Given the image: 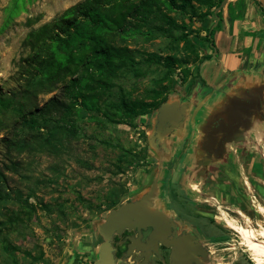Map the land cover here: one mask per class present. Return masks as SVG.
Returning <instances> with one entry per match:
<instances>
[{"label":"rangeland","instance_id":"1","mask_svg":"<svg viewBox=\"0 0 264 264\" xmlns=\"http://www.w3.org/2000/svg\"><path fill=\"white\" fill-rule=\"evenodd\" d=\"M80 1L0 0V264H93L101 241L97 225L110 209L144 193L157 173L158 201H166L168 187L182 185L180 196L187 195L189 208L196 209L197 216L213 227L214 238L223 239L228 247L223 251L224 262L264 264V259L258 262L264 247L252 246L257 237L251 241L236 227L258 229V234L264 228V210L259 209H264V129H252L245 143L250 153L231 144L229 158L214 166L202 183V175H190L185 166L188 155L200 153L205 133L201 123L208 113L199 103L207 89L197 77V65L182 62L181 67H173L169 81L160 82L166 56H191L177 39L180 32L189 34L200 55L208 46L202 39L205 28L214 27L213 58L226 45L221 31L232 33V21L244 14L248 1L262 13L259 6L253 0H229L230 9L227 3L214 25L212 15L202 20L195 17L206 10L204 0H188L182 8L177 0L168 13L184 26L172 28L169 35L138 36L129 44L143 73L116 78L110 98L143 96L169 85L166 102L189 106L193 101L195 106L185 109L176 128L152 139L157 109L131 123H110L80 111L71 114L72 130L59 120L61 105L39 113L51 99L60 103L66 99L61 84L49 91L28 86L29 49L23 39L31 28ZM37 15L38 20L28 22ZM258 26L261 37L264 24ZM254 146L260 149L257 155H253ZM208 195L216 196L218 204L214 199L204 202ZM212 200L215 205L210 204ZM259 236L260 245L264 234ZM3 237L15 248L5 250ZM215 246L211 243V248Z\"/></svg>","mask_w":264,"mask_h":264},{"label":"trees","instance_id":"2","mask_svg":"<svg viewBox=\"0 0 264 264\" xmlns=\"http://www.w3.org/2000/svg\"><path fill=\"white\" fill-rule=\"evenodd\" d=\"M204 1L206 10L196 13L195 17L199 20L207 15L214 16V19L216 15L221 17L222 9L214 12L221 0ZM253 1L264 14L259 2ZM187 2L180 0L178 6L185 7ZM175 5L177 0H82L28 30L23 39V45L29 49L26 59L28 86L49 91L61 84V93L66 99L61 103L58 99H51L49 106L39 113L44 114V110L61 105L59 120L71 125L72 130L71 114L80 111L110 123H131L148 110L157 109L166 101L164 92L169 85L150 89L143 96L120 95L117 99L110 96L116 78L125 73L135 77L143 73L134 48L129 46L135 38H151L156 33L169 35L172 28L184 26L168 13ZM229 6L228 3V9ZM39 17L37 15L28 22ZM242 17L241 13L236 18ZM228 18L232 20L229 13ZM213 31L214 27L205 28L202 39L208 42L211 52L200 55L198 45L189 34L180 32L177 39L183 42L184 50L191 56H166L160 82L169 81L173 67H181L182 62L196 63L198 68L204 60L212 58L215 49ZM259 233L263 234V231L259 229ZM3 240L5 250L15 248L6 237Z\"/></svg>","mask_w":264,"mask_h":264},{"label":"flooded vegetation","instance_id":"3","mask_svg":"<svg viewBox=\"0 0 264 264\" xmlns=\"http://www.w3.org/2000/svg\"><path fill=\"white\" fill-rule=\"evenodd\" d=\"M220 118L227 123L238 125L237 128L242 131V135L239 132L233 136V138H238V142L235 144L240 145L241 150L250 153L245 143L249 140L252 131L240 128L242 124L237 119L231 121L225 115L218 116V119ZM216 128H219L217 119L209 125L207 130L211 131ZM206 136V133L201 134L200 153L198 155H188L190 157L186 158L188 161L185 164L186 171L190 175H202L200 176L202 183L207 180L210 172L215 168L214 166L220 162H225L231 154L229 151L231 144L225 143L223 140L225 138L224 133L218 135L215 139L213 150L217 149L216 144L221 141L220 151L217 150L215 153L217 155H213L208 151L209 143L208 136ZM207 143L208 147L206 146ZM180 188H182V185L168 187L166 201H158L157 191L153 205L149 207V209L158 213L155 224H133L132 226H125L120 232L112 234L110 244L114 264H170L172 259L176 258L180 249L186 253L185 264H229V262L223 261L225 257L223 251L228 248L223 246V239L214 238L213 227L209 226L206 220L204 221L197 216L198 211L196 209L189 208V204L187 205L185 201L188 197L187 195L180 196ZM198 192L202 194L200 190ZM138 197L127 198L123 202L135 200ZM208 197L209 199L204 198V202L214 199L215 204H218L216 196L208 195ZM210 204H214L213 200ZM245 237L247 238L246 235ZM211 243L216 246L211 248ZM262 256L259 257V263L263 261L264 253Z\"/></svg>","mask_w":264,"mask_h":264},{"label":"crops","instance_id":"4","mask_svg":"<svg viewBox=\"0 0 264 264\" xmlns=\"http://www.w3.org/2000/svg\"><path fill=\"white\" fill-rule=\"evenodd\" d=\"M257 23L264 24V16L255 4L248 1L243 17L235 18L232 21V33L221 31L220 36L223 37V43H226V45L222 47L220 52L217 51L213 58L200 63L196 69L197 77L203 81L202 85H205L207 89L205 94L200 95L201 99L199 101L200 107L208 111L207 116L203 118L202 126L209 122L213 112H223L222 114L232 118L231 121H233L236 119L235 114L244 109L250 115H246L249 116L250 121L247 122V125L245 123L244 129L251 131L255 128L258 130L264 129V114L262 117L260 114L255 116L252 109L254 96L258 94L261 99V109L264 113V35L259 36V24ZM248 31H252L254 34L246 33ZM216 45H218V42ZM218 49L220 48L218 47ZM210 52L211 49L206 46L203 53ZM212 96H214L213 100H211ZM208 100H211L210 103L208 102L209 104L205 102ZM190 105H187V108L192 107V110H194L193 101H190ZM254 111L256 110L254 109ZM232 141L227 143L233 144L234 140ZM254 151L255 154L253 155H257L256 153L260 149L258 150V147L254 146ZM259 209L264 210L262 206H259ZM236 227L242 230L251 241L254 237H257L252 246L264 247L262 246L264 241L263 244L259 245L261 241L259 234L255 232L257 229L239 224ZM259 229L264 234V228ZM263 253L264 250H262L259 257H262Z\"/></svg>","mask_w":264,"mask_h":264},{"label":"water","instance_id":"5","mask_svg":"<svg viewBox=\"0 0 264 264\" xmlns=\"http://www.w3.org/2000/svg\"><path fill=\"white\" fill-rule=\"evenodd\" d=\"M229 0H221L220 4L214 9L216 13L217 10L224 9ZM259 2L260 6L264 10V0H256ZM218 15L215 17L214 25L217 23ZM215 50V49H214ZM261 99L258 94L254 96L253 102V112L255 116L261 114L263 115V111L261 109ZM188 103L179 104L178 101L163 102L157 108L155 120H154V128L151 134L152 139L160 137L164 132L169 129L176 128L182 120L183 113L187 108ZM254 109L256 111H254ZM223 112H213L209 122L201 126L203 131L208 136L209 149L208 151L213 155L218 151H220L221 141L218 142L217 149L213 150V146L215 144V139L218 135L224 133L225 138L223 139L225 143L227 142H238V138H233L235 133H241L242 131L238 129V125H234L232 123H227L224 119H218V116H221ZM249 113L242 109L241 111L235 114V118L240 121L242 125L240 128H244L245 123L250 121ZM224 116V114H222ZM217 119L219 124V128L212 129L211 131L207 130L211 123ZM232 120V118H228ZM206 136V137H207ZM210 137V138H209ZM208 143L206 146L208 147ZM212 146V147H211ZM160 173H157L150 183L149 188L142 193L137 199L125 201L120 203L117 207L112 208L105 215V218L97 225L98 233L101 236V241L97 246V258L95 259L93 264H114L112 247L110 244V238L113 233L120 232L125 226H132L133 224L145 225V224H155V219H157L158 213L154 210L149 209L151 205H153V201L157 195L159 183L158 177ZM185 251L180 249L179 253L172 259L170 264H185Z\"/></svg>","mask_w":264,"mask_h":264},{"label":"built area","instance_id":"6","mask_svg":"<svg viewBox=\"0 0 264 264\" xmlns=\"http://www.w3.org/2000/svg\"><path fill=\"white\" fill-rule=\"evenodd\" d=\"M251 197L254 198V199H251ZM251 197H250L251 201H255L256 200L255 194H252Z\"/></svg>","mask_w":264,"mask_h":264}]
</instances>
